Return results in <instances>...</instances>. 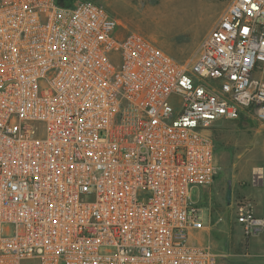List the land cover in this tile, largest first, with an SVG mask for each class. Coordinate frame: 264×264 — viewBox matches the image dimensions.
Instances as JSON below:
<instances>
[{
    "label": "built area",
    "instance_id": "1",
    "mask_svg": "<svg viewBox=\"0 0 264 264\" xmlns=\"http://www.w3.org/2000/svg\"><path fill=\"white\" fill-rule=\"evenodd\" d=\"M249 108L264 124V0L184 61L91 0H0V264H216L190 190L218 170L211 123Z\"/></svg>",
    "mask_w": 264,
    "mask_h": 264
},
{
    "label": "rangeland",
    "instance_id": "2",
    "mask_svg": "<svg viewBox=\"0 0 264 264\" xmlns=\"http://www.w3.org/2000/svg\"><path fill=\"white\" fill-rule=\"evenodd\" d=\"M93 1L119 22L120 33L135 31L173 58L184 61L195 53L231 0ZM211 124L219 172L210 186L191 188V201L203 208L208 226L200 241L219 255L218 264H239L244 244L248 242L249 252H255L251 250L255 238H243L235 223L234 201L239 200L244 189L264 192V185L257 188L251 183L257 173L264 177V124L250 112L236 121L215 120ZM4 230V235L12 233L7 225Z\"/></svg>",
    "mask_w": 264,
    "mask_h": 264
},
{
    "label": "crops",
    "instance_id": "3",
    "mask_svg": "<svg viewBox=\"0 0 264 264\" xmlns=\"http://www.w3.org/2000/svg\"><path fill=\"white\" fill-rule=\"evenodd\" d=\"M218 172L219 171H217L214 179L216 178ZM251 183L255 187L261 188L264 185V177L262 180H259L258 182L253 183L251 181ZM243 199L251 201L254 207L255 216L257 218H264V192L260 193L254 190L249 191L247 189H244L243 194L239 196V200L234 201V205H235V202L243 200ZM251 237L255 238V242L253 243L251 247V250L255 252L254 253L249 252L248 242H247L246 244H244V247L242 249L243 252L241 255L238 256L239 259L237 262H239V264H260V263L264 264V241L262 240V238H264V233L257 234Z\"/></svg>",
    "mask_w": 264,
    "mask_h": 264
},
{
    "label": "trees",
    "instance_id": "4",
    "mask_svg": "<svg viewBox=\"0 0 264 264\" xmlns=\"http://www.w3.org/2000/svg\"><path fill=\"white\" fill-rule=\"evenodd\" d=\"M57 1V3L58 4H60V5H63V6H71L72 5V2H71V0H56ZM76 1H80V0H76ZM91 1H93V0H91ZM66 2H69V4H65ZM248 112H250V113H253L252 112V109L251 108H249V109H247V110H244V111H242L241 113H240V116L243 114V113H248ZM240 116H239V118H240ZM238 118V119H239ZM237 119V120H238ZM222 121V120H221ZM236 121V120H235ZM211 128H212V132H214V127L212 126V124H211ZM214 146H215V144H214ZM218 262V261H217ZM216 262V264H218Z\"/></svg>",
    "mask_w": 264,
    "mask_h": 264
},
{
    "label": "snow or ice",
    "instance_id": "5",
    "mask_svg": "<svg viewBox=\"0 0 264 264\" xmlns=\"http://www.w3.org/2000/svg\"><path fill=\"white\" fill-rule=\"evenodd\" d=\"M245 31H247V29H245Z\"/></svg>",
    "mask_w": 264,
    "mask_h": 264
}]
</instances>
